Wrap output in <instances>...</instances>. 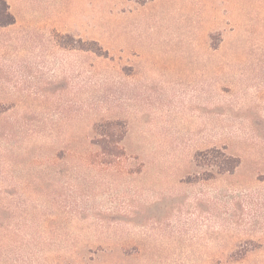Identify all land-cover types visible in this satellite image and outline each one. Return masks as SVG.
<instances>
[{
    "label": "rangeland",
    "instance_id": "1",
    "mask_svg": "<svg viewBox=\"0 0 264 264\" xmlns=\"http://www.w3.org/2000/svg\"><path fill=\"white\" fill-rule=\"evenodd\" d=\"M4 1L0 264H264V0Z\"/></svg>",
    "mask_w": 264,
    "mask_h": 264
},
{
    "label": "trees",
    "instance_id": "2",
    "mask_svg": "<svg viewBox=\"0 0 264 264\" xmlns=\"http://www.w3.org/2000/svg\"><path fill=\"white\" fill-rule=\"evenodd\" d=\"M2 1V0H1ZM138 3H145L148 0H134ZM4 8H0V27L6 26L9 24H13L15 22L14 15L11 14L8 10V6L3 0ZM1 2V3H2ZM124 134L120 131H98L95 130V137L92 143L97 145L102 153H104V158L110 160V158L119 157L122 153V149L118 146L119 142L123 139ZM110 143H114V145H110ZM216 149L207 150L204 153H200L196 155V161L200 162V158L205 156L204 158H208L212 161L210 166H216L218 169L213 174H224L233 172L240 164V160L238 157L226 154L221 155V159L219 156L215 155ZM212 176V175H211ZM210 178V177H206Z\"/></svg>",
    "mask_w": 264,
    "mask_h": 264
},
{
    "label": "crops",
    "instance_id": "3",
    "mask_svg": "<svg viewBox=\"0 0 264 264\" xmlns=\"http://www.w3.org/2000/svg\"><path fill=\"white\" fill-rule=\"evenodd\" d=\"M15 18V22L13 23V25L17 24L19 22V18L18 16H14ZM31 21L35 22L34 25L32 26H29L28 29H20L19 31L21 32L20 35L21 36H25V33L23 32H28L30 33L29 36H33V34L35 35V33H40V32H48L50 28H52L51 26L52 25H49V23L46 22H41V23H37V21L39 20H33V19H29V23H31ZM58 28V30H60L61 32L63 31H67V29H62L61 27H59V25L56 26ZM75 36H83V35H80V34H76Z\"/></svg>",
    "mask_w": 264,
    "mask_h": 264
}]
</instances>
